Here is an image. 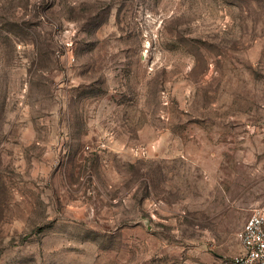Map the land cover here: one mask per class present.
Segmentation results:
<instances>
[{
	"label": "rangeland",
	"instance_id": "1",
	"mask_svg": "<svg viewBox=\"0 0 264 264\" xmlns=\"http://www.w3.org/2000/svg\"><path fill=\"white\" fill-rule=\"evenodd\" d=\"M264 205V0H0V264H230Z\"/></svg>",
	"mask_w": 264,
	"mask_h": 264
},
{
	"label": "built area",
	"instance_id": "2",
	"mask_svg": "<svg viewBox=\"0 0 264 264\" xmlns=\"http://www.w3.org/2000/svg\"><path fill=\"white\" fill-rule=\"evenodd\" d=\"M242 253L230 264H264V205L253 208L237 233Z\"/></svg>",
	"mask_w": 264,
	"mask_h": 264
}]
</instances>
